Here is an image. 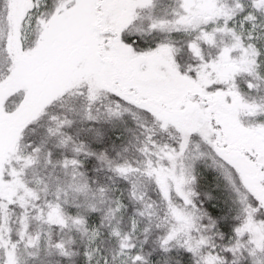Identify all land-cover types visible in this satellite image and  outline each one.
Instances as JSON below:
<instances>
[{
	"label": "snow or ice",
	"instance_id": "snow-or-ice-1",
	"mask_svg": "<svg viewBox=\"0 0 264 264\" xmlns=\"http://www.w3.org/2000/svg\"><path fill=\"white\" fill-rule=\"evenodd\" d=\"M0 264H264V0H0Z\"/></svg>",
	"mask_w": 264,
	"mask_h": 264
},
{
	"label": "rangeland",
	"instance_id": "rangeland-1",
	"mask_svg": "<svg viewBox=\"0 0 264 264\" xmlns=\"http://www.w3.org/2000/svg\"><path fill=\"white\" fill-rule=\"evenodd\" d=\"M200 171L202 173V177L200 179V189H201V193L202 194L205 193V192L211 193L212 196L216 197L215 196L216 193L219 192V190L220 191L221 190L223 191V189L216 187L217 181H215V180H214V182L213 181L212 182L211 181H209V182L207 181V177H209V179H210V177L215 176V173L211 169L204 168L203 165L200 166ZM214 190H215V192H214ZM213 201H215V200H213ZM210 202L211 201L207 202L206 207H208V203H210Z\"/></svg>",
	"mask_w": 264,
	"mask_h": 264
},
{
	"label": "trees",
	"instance_id": "trees-1",
	"mask_svg": "<svg viewBox=\"0 0 264 264\" xmlns=\"http://www.w3.org/2000/svg\"><path fill=\"white\" fill-rule=\"evenodd\" d=\"M208 179H209V177H207V181H208V182H209V181H211V182L213 181V182H214V176L210 177L209 180H208ZM212 184H213V183H212ZM199 190L201 191V189H199ZM214 192H215V190H214ZM225 195H226V193H225L224 191H222V190L220 191V190H219V192H217L215 196L218 197V198H221V199H222L223 196H225ZM213 203H216V202H215V201H211L210 203H208V209H210L209 211H213V209H212V207H211V205H212Z\"/></svg>",
	"mask_w": 264,
	"mask_h": 264
}]
</instances>
